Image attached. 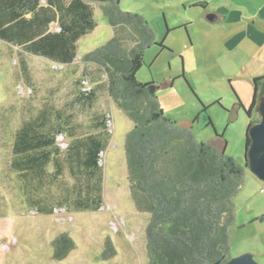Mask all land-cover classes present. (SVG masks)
Here are the masks:
<instances>
[{"label":"rangeland","instance_id":"374dc122","mask_svg":"<svg viewBox=\"0 0 264 264\" xmlns=\"http://www.w3.org/2000/svg\"><path fill=\"white\" fill-rule=\"evenodd\" d=\"M195 1L119 0V8L141 16L154 36L136 80L154 87L167 119L191 125L198 142L219 150L224 147V154L243 166L247 127L253 118L258 119L248 118L244 108L252 100L253 76H264V34L249 26V38L262 52L254 53L249 45L247 58L234 48L241 36L235 35L229 43L222 28L239 24L247 10L262 8L263 17L264 0H248L244 9L245 0H202L209 3L208 11L226 17L214 25L205 21L201 6L190 7ZM90 5L96 27L77 41L70 65L24 54L0 41V264H148L145 229L149 216L134 206L124 154V140L133 125L108 97L101 70L81 61L113 36L102 16V4ZM49 29L56 31V24ZM236 31L244 33V28H234L230 34ZM89 91L94 94L92 103L78 101L81 93ZM40 111L45 112L46 132L62 129L55 139L61 152L75 138L103 131L95 124L105 120L107 145L99 156L102 200L97 211L76 210L71 204L73 192L83 183L62 157L58 174L54 166L47 170L54 180L45 181L47 186L34 192L10 169L17 130ZM38 198L45 209H52L51 214H40L31 205L30 200ZM233 208L230 257L250 253L258 264H264V183L248 169ZM62 234L71 239L73 248L64 259L55 260L52 242ZM105 239L115 251L107 260L101 258Z\"/></svg>","mask_w":264,"mask_h":264},{"label":"trees","instance_id":"16d2710c","mask_svg":"<svg viewBox=\"0 0 264 264\" xmlns=\"http://www.w3.org/2000/svg\"><path fill=\"white\" fill-rule=\"evenodd\" d=\"M101 13L113 36L81 61L101 70L108 97L133 125L124 140V154L134 206L149 216L145 229L148 264H223L231 258L233 199L242 187L247 165L226 156L224 147L219 150L198 142L191 125L167 119L155 94L147 91L149 84L136 80L144 52L155 43L144 19L122 11L119 0L102 4ZM51 24H56V31H50ZM95 27L88 0H0V41L54 64H72L77 41ZM19 63L28 81L26 63L22 59ZM263 81L264 76L253 80L247 115L258 105ZM93 100L90 91L78 98L87 104ZM45 118V112L40 111L17 130L10 169L34 192L54 180L47 170L54 166L58 174L62 157L76 180L83 183L73 192L71 204L76 210L97 211L102 200L99 156L107 145L105 120L95 124L103 131L75 138L61 152L55 139L62 129L46 132ZM247 143L245 140V146ZM42 201L30 200L38 213L51 214L52 209H45ZM52 248L54 259L62 260L73 244L62 234L52 242ZM114 255L112 243L105 239L101 258Z\"/></svg>","mask_w":264,"mask_h":264},{"label":"water","instance_id":"95a60500","mask_svg":"<svg viewBox=\"0 0 264 264\" xmlns=\"http://www.w3.org/2000/svg\"><path fill=\"white\" fill-rule=\"evenodd\" d=\"M90 2L104 4L109 0H88ZM210 22L216 21V16L207 17ZM147 91L154 94V87L147 86ZM240 104V103H239ZM256 112L258 121L253 123L246 131L245 140H248L244 150V161L248 171L261 183H264V96H261ZM214 264H222L215 262ZM223 264H258L250 253H244L237 257L230 258Z\"/></svg>","mask_w":264,"mask_h":264},{"label":"crops","instance_id":"0c3cea01","mask_svg":"<svg viewBox=\"0 0 264 264\" xmlns=\"http://www.w3.org/2000/svg\"><path fill=\"white\" fill-rule=\"evenodd\" d=\"M214 1V0H213ZM246 2H248V0H245L244 3L245 5H241L243 7V9L245 8L246 5ZM220 4H224L223 2H220ZM201 5V7L203 8V13L205 14L206 12H209L211 13L212 11H208V7H209V3L205 2V1H202V0H198V1H195V2H192L190 4V7H192L193 5ZM247 10V9H246ZM261 10L262 8H256L255 10H252L254 11L252 13V11L250 13H248V10H247V13L243 16H241V19H240V23H229L228 25V28H227V25L225 28H222V31H224V34L223 36L227 35V41L230 43L231 42V39L234 38L235 35H238V36H241V40L239 42V44H236L234 46L235 50H236V53H239L241 56H244V57H247V58H250V56L248 55L250 52L247 48V46H252V50L254 53H257L260 55V53L262 52V49H260L255 43L254 41L250 40L249 38V26H254L256 27L257 29H261L262 31V34H264V16L262 17L260 15L261 13ZM212 14H214L216 16V21L215 22H210L208 21L205 16V21L210 24V25H214V24H218L220 23L221 21H225L226 17L221 15V14H218V13H215V12H212ZM261 17V18H260ZM257 21H260L259 24H256ZM227 24V23H226ZM237 27H240L241 30H243L244 28V33H242V31L239 33L238 31H236L233 35L230 34V32L234 29V28H237ZM227 28V29H226ZM216 30L217 32L219 33L220 32V29L219 27H216ZM240 30V29H239ZM228 43V44H229ZM226 44V43H225ZM264 59V58H263ZM253 78H258V77H254Z\"/></svg>","mask_w":264,"mask_h":264},{"label":"flooded vegetation","instance_id":"af4514ba","mask_svg":"<svg viewBox=\"0 0 264 264\" xmlns=\"http://www.w3.org/2000/svg\"><path fill=\"white\" fill-rule=\"evenodd\" d=\"M200 6H201V5H200ZM192 7H197V6H195V4H194ZM211 15H214V14L209 13V12H206L204 16H205V18L207 19V17H209V16H211ZM261 96H264V81L261 83V85H260L259 88H258V102H259V99H260ZM243 108H244V107H243ZM256 109H257V107H255L254 109L251 110L250 115H247L248 118H252V117H254V116H258V114H257V112H256ZM244 111H245V113H246V111L248 112V108H247V109L244 108ZM246 114H247V113H246ZM253 120H254V118H253ZM253 120L250 121V122L254 123Z\"/></svg>","mask_w":264,"mask_h":264}]
</instances>
